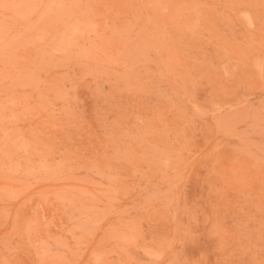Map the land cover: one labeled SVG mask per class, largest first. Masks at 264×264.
<instances>
[{"label":"rangeland","instance_id":"374dc122","mask_svg":"<svg viewBox=\"0 0 264 264\" xmlns=\"http://www.w3.org/2000/svg\"><path fill=\"white\" fill-rule=\"evenodd\" d=\"M0 264H264V0H0Z\"/></svg>","mask_w":264,"mask_h":264}]
</instances>
